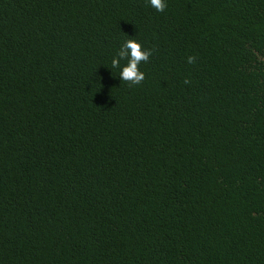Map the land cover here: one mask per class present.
<instances>
[{"label":"trees","instance_id":"16d2710c","mask_svg":"<svg viewBox=\"0 0 264 264\" xmlns=\"http://www.w3.org/2000/svg\"><path fill=\"white\" fill-rule=\"evenodd\" d=\"M165 3L0 0V264H264V0Z\"/></svg>","mask_w":264,"mask_h":264},{"label":"clouds","instance_id":"9594fccd","mask_svg":"<svg viewBox=\"0 0 264 264\" xmlns=\"http://www.w3.org/2000/svg\"><path fill=\"white\" fill-rule=\"evenodd\" d=\"M150 5L158 12H163L167 7L165 0H149ZM151 55V50H145L142 45L135 39L125 41L116 56L111 61L112 68H119V78L121 81L127 82L130 86L140 85L145 79V74L140 70L141 62H147ZM121 60L126 61L125 65H121ZM196 58L194 56L187 57L189 64H194ZM184 83H190L185 80Z\"/></svg>","mask_w":264,"mask_h":264}]
</instances>
